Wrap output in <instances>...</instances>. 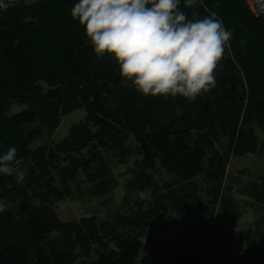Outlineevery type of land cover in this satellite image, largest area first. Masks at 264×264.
<instances>
[{
  "label": "trees",
  "instance_id": "trees-1",
  "mask_svg": "<svg viewBox=\"0 0 264 264\" xmlns=\"http://www.w3.org/2000/svg\"><path fill=\"white\" fill-rule=\"evenodd\" d=\"M77 2L18 0L0 15V155L15 147L28 169L22 184L0 174V264H264V18L244 0H180L189 20L214 11L232 33L216 86L189 101L146 96L97 58ZM95 198L104 214L57 211ZM248 209L238 252L227 234Z\"/></svg>",
  "mask_w": 264,
  "mask_h": 264
},
{
  "label": "clouds",
  "instance_id": "clouds-1",
  "mask_svg": "<svg viewBox=\"0 0 264 264\" xmlns=\"http://www.w3.org/2000/svg\"><path fill=\"white\" fill-rule=\"evenodd\" d=\"M195 3L184 0L186 8ZM179 5L180 0H78L71 16L85 27L96 57L110 54L138 92L194 101L216 86L232 33L216 12L189 20ZM16 157L15 147L0 155V174L22 184L28 169L16 167ZM7 207L0 201V212Z\"/></svg>",
  "mask_w": 264,
  "mask_h": 264
},
{
  "label": "rangeland",
  "instance_id": "rangeland-1",
  "mask_svg": "<svg viewBox=\"0 0 264 264\" xmlns=\"http://www.w3.org/2000/svg\"><path fill=\"white\" fill-rule=\"evenodd\" d=\"M29 1V0H28ZM198 2H196L197 4ZM79 23V21H78ZM84 115V111L78 110L76 112H73L67 117H63V121L57 129L56 138H60L63 136L68 126L74 122L75 120L79 119L81 116ZM254 156L252 154H243V155H234L229 161V172L228 173H235L238 169L243 168L244 166L250 164L253 162ZM121 194V190H116L114 192V203L116 204L118 201V197ZM91 200H86L84 202L82 201H73L69 199H65L62 202L58 204L57 211L62 218H67L68 216H78V215H90L93 213L98 214H104L105 212V206L103 203L99 202L100 198H95ZM100 205H99V203ZM97 206H99L97 209ZM100 208V210H98ZM94 209V211H92ZM253 221V214L251 209H248L247 212L241 213L240 215H237L233 219V223L231 225V230L228 235V247L232 248L238 252H241L244 244H245V233L252 225ZM152 234H158V231L155 230V228L151 229Z\"/></svg>",
  "mask_w": 264,
  "mask_h": 264
},
{
  "label": "built area",
  "instance_id": "built-area-1",
  "mask_svg": "<svg viewBox=\"0 0 264 264\" xmlns=\"http://www.w3.org/2000/svg\"><path fill=\"white\" fill-rule=\"evenodd\" d=\"M15 0H0V11L7 8ZM249 11L264 18V0H245Z\"/></svg>",
  "mask_w": 264,
  "mask_h": 264
}]
</instances>
